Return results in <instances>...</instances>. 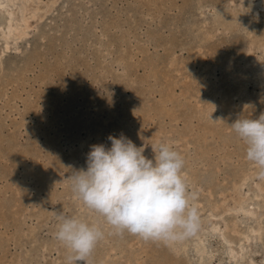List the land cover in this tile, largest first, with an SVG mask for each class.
Wrapping results in <instances>:
<instances>
[{
	"label": "rangeland",
	"instance_id": "1",
	"mask_svg": "<svg viewBox=\"0 0 264 264\" xmlns=\"http://www.w3.org/2000/svg\"><path fill=\"white\" fill-rule=\"evenodd\" d=\"M249 1L10 4L26 32L10 49L0 37V264H66L54 209L102 227L89 264H203L198 233L207 249L240 252L222 264H253L256 251L264 264V179L230 128L264 114V46L251 36L264 0L257 15L244 11ZM121 134L150 159L160 143L181 154L197 193L193 235L171 245L116 235L75 199L65 179L86 169L92 145Z\"/></svg>",
	"mask_w": 264,
	"mask_h": 264
},
{
	"label": "clouds",
	"instance_id": "2",
	"mask_svg": "<svg viewBox=\"0 0 264 264\" xmlns=\"http://www.w3.org/2000/svg\"><path fill=\"white\" fill-rule=\"evenodd\" d=\"M215 123V122H214ZM246 145V160L264 179V114L238 118L230 126ZM110 147L92 145L86 169L72 171L70 183L77 201L98 213L114 234L125 232L145 241L171 245L193 235L200 226L197 193L189 189L181 154L166 143L155 147L152 159L121 134L109 135ZM55 239L67 250L66 264H89L104 238L96 223L54 209Z\"/></svg>",
	"mask_w": 264,
	"mask_h": 264
},
{
	"label": "bare ground",
	"instance_id": "3",
	"mask_svg": "<svg viewBox=\"0 0 264 264\" xmlns=\"http://www.w3.org/2000/svg\"><path fill=\"white\" fill-rule=\"evenodd\" d=\"M15 0H0V8H5V11H3V20L0 23V37H3L5 40V47L3 49H10L11 47V39H19L23 38L26 32V29H21V26L15 25L13 20H14V11L9 8L10 4L14 5ZM257 6L255 4L254 0H250L248 5L245 7L244 11H250L253 12L254 14H260V12L256 9ZM1 10V9H0ZM253 28L251 29V36L252 40L254 42L253 47L255 44H263L261 46H264V20L252 24ZM251 26V25H250ZM1 32H3L1 34ZM251 38V37H250ZM252 42V43H253ZM260 46V45H259ZM258 46V47H259ZM260 46V47H261ZM256 48V47H255ZM264 49V47H263ZM236 78V77H235ZM240 78V77H239ZM249 213L251 216L255 215L254 210L249 209L246 211ZM213 231H219L220 230V225L219 223L213 225L212 227ZM251 233L257 232L255 228L250 230ZM224 239H221L220 242L223 243H230V241L226 238L223 237ZM245 238L249 241L250 237L249 235H246ZM210 237L209 236H203L201 234H197V239L195 240V245L198 250V258L199 261L202 262L203 264H213L215 259L217 258L218 264H222L226 259H237V257L240 255V252L237 251L236 249L232 248L231 246H227L226 244L223 245L222 243L217 245L216 247H213L211 249L206 248V242L209 241ZM185 249H187V246L185 245ZM259 252L256 251L253 255V264H257L255 260V255L258 254ZM243 264V263H240Z\"/></svg>",
	"mask_w": 264,
	"mask_h": 264
}]
</instances>
